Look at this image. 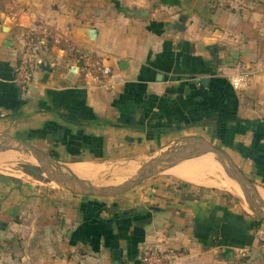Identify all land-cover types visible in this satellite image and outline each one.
<instances>
[{
  "label": "crops",
  "instance_id": "obj_1",
  "mask_svg": "<svg viewBox=\"0 0 264 264\" xmlns=\"http://www.w3.org/2000/svg\"><path fill=\"white\" fill-rule=\"evenodd\" d=\"M142 8L145 17L132 13ZM30 28L48 64L19 89L13 67ZM76 50L99 54L108 74L86 76ZM237 72L246 85L234 89L228 76ZM8 135L55 150L72 169L175 138L216 139L264 192V0H0ZM186 183L150 174L94 196L0 173V264H134L147 246L184 248V264H264V218Z\"/></svg>",
  "mask_w": 264,
  "mask_h": 264
},
{
  "label": "water",
  "instance_id": "obj_2",
  "mask_svg": "<svg viewBox=\"0 0 264 264\" xmlns=\"http://www.w3.org/2000/svg\"><path fill=\"white\" fill-rule=\"evenodd\" d=\"M132 13L145 17L147 15V9L142 8L137 11H133ZM168 24L174 28H182V25L178 20H173L168 22ZM86 33L89 40L93 41L95 28H86ZM38 63L43 66H47L48 64L43 59H38ZM200 81L203 82L202 80ZM1 137L4 142L0 143V150L12 147L10 142L14 141L18 145L27 149L37 160L39 166L29 163H19V166L22 167L21 169L22 171H25V173L39 180L57 181L59 183L66 184L74 191L94 196H111L123 192L149 176L161 163L172 165L182 159L211 152L223 163L232 179L237 183L241 195L252 213L259 218H264V200L255 199L253 196L254 188L251 180L244 175L242 170L233 161L230 154L225 149L212 144L210 141L205 140L202 137H196L194 139H190L189 141H184L176 145H170L168 149L158 154H154L152 157L144 160L136 169L132 177L115 184H93L87 178L78 176L71 171L67 165L52 158L30 142L11 135ZM60 167H64L66 170H62ZM119 254L120 252L117 248L112 249V255L114 257H118ZM118 264H125V261L119 259Z\"/></svg>",
  "mask_w": 264,
  "mask_h": 264
},
{
  "label": "rangeland",
  "instance_id": "obj_3",
  "mask_svg": "<svg viewBox=\"0 0 264 264\" xmlns=\"http://www.w3.org/2000/svg\"><path fill=\"white\" fill-rule=\"evenodd\" d=\"M205 135L208 136L207 134H205ZM192 139H194V138H192ZM189 140H190V138H183L182 140L175 138V139H173V141L171 143H169L166 146H163L162 148H157V147L156 148H148L145 151L141 150L139 152H136V151L131 152L130 154H124V155L116 158V160H113V157H110V158H107V160H105L104 162H99L102 165L96 166V167H99L98 171H92V172L90 171V172H87L88 174L84 173V172L79 173L78 176H82L84 178H87L93 184H115V183L121 182L123 180H126V179L132 177L133 174L135 173L136 169L140 166V164L144 160L152 157L154 154H158V153L168 149L170 145H176V144L182 143L184 141H189ZM2 142H4V140L0 136V143H2ZM214 142H215V144H220V143H218V140H216V139H214ZM10 144L12 145V147L0 150V173L1 174H5L7 176H10V177H13L16 179H20V180H24V181H28V182H32L35 184H57V185L68 186L66 184L59 183L57 181L42 182L41 180L25 173V171H22V169H21L22 167L19 166V163H29V164L36 165V166H39V163L34 158V156L27 149L23 148L21 145H18L14 141L10 142ZM222 147L224 149L228 150V148L226 146H222ZM185 160H187V158H185L181 161H178V162L180 163V162L185 161ZM178 162H177V164H179ZM128 163L132 164L131 169L129 171H127L126 174L120 173L122 165H126ZM66 165L69 166V169L71 171H73L72 166L70 167L71 163L66 164ZM166 165H167L166 163H161L160 165H158L151 173V174H153V177L159 178L160 181H162L164 179L165 180L169 179V180H172V182H174V183L175 182L176 183L187 182L186 183L187 186L189 188H191L192 190H199V191L202 190V191H210V192L214 191L215 193H219L220 195H223L225 197V199L234 198L235 200H237L239 202L240 206H242L246 211L253 214L252 211L250 210V208L245 203L241 193L238 194L235 192H230V191L226 190L225 188H223L222 186H219V185H216L215 183H212V181L219 182V178L212 176V175H210V176L207 175L206 177L208 178V184H206L207 183L206 182L205 183L206 185L188 182V181H185V180H183L177 176H174L171 173L170 174L167 173L164 170ZM7 168H9V171H7L8 170ZM60 168L62 170H66L64 167H60ZM74 168H77V167H74ZM11 169H12V171L16 170L17 172L15 171L13 173L10 171ZM118 169H120V170H118ZM119 176H120V178H118ZM207 178H206V180H207ZM209 183H211V184H209Z\"/></svg>",
  "mask_w": 264,
  "mask_h": 264
},
{
  "label": "built area",
  "instance_id": "obj_4",
  "mask_svg": "<svg viewBox=\"0 0 264 264\" xmlns=\"http://www.w3.org/2000/svg\"><path fill=\"white\" fill-rule=\"evenodd\" d=\"M75 60L81 64L86 76L99 80L108 74L110 68L102 62L99 54L91 50H76ZM38 64L35 31L30 28L23 32V43L13 67L12 80L19 89H25L31 82L33 70ZM232 88L239 89L246 85L245 74L241 72L228 76ZM185 249L174 246L144 247L134 264H184L179 257Z\"/></svg>",
  "mask_w": 264,
  "mask_h": 264
},
{
  "label": "bare ground",
  "instance_id": "obj_5",
  "mask_svg": "<svg viewBox=\"0 0 264 264\" xmlns=\"http://www.w3.org/2000/svg\"><path fill=\"white\" fill-rule=\"evenodd\" d=\"M131 165H132L131 163H128L126 165H122L121 170L120 169H118V170H120V173L126 174L127 171H129L131 169ZM96 166L97 165H94V164L75 165L74 167H77V168L73 167V172L78 175L79 173H83V172L87 173L90 171L91 172L92 171H98L99 167H96ZM7 169H8L7 171H9V168H7ZM164 170L167 173H169V174L171 173L174 176H177V177H179L185 181L193 182V183H199V184H205L206 182H207L206 184H208V178L206 176L212 175V176L219 178V182L212 181V183H215L216 185L222 186L223 188H225L226 190H228L230 192H235L238 194L241 193L239 186L232 179V177L230 176L229 172L227 171V169L225 168L223 163L218 158H216L211 152H206V153H202V154L197 155V156L190 157L189 159L182 161L179 164H176L174 166H168ZM10 171L14 173L16 170L12 171V169H11ZM118 178H120V176ZM206 178H207V180H206ZM41 181L42 182H50L47 180H41ZM209 184H211V183H209ZM253 188H254L253 196L258 197V198L262 196L264 198V192H262V191H261L262 193L259 192L254 186H253Z\"/></svg>",
  "mask_w": 264,
  "mask_h": 264
},
{
  "label": "trees",
  "instance_id": "obj_6",
  "mask_svg": "<svg viewBox=\"0 0 264 264\" xmlns=\"http://www.w3.org/2000/svg\"><path fill=\"white\" fill-rule=\"evenodd\" d=\"M49 155H50V156H53V157L56 156V152H55V150H50V151H49ZM261 179L264 180V174L262 175ZM125 213L128 214V213H130V212L126 211V212H124V214H125ZM235 219H236V218H234V217H230V218H228V220H229L230 222H235Z\"/></svg>",
  "mask_w": 264,
  "mask_h": 264
}]
</instances>
